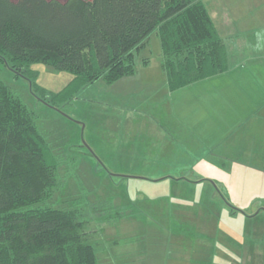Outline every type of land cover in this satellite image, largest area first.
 I'll return each instance as SVG.
<instances>
[{
  "label": "trees",
  "instance_id": "trees-1",
  "mask_svg": "<svg viewBox=\"0 0 264 264\" xmlns=\"http://www.w3.org/2000/svg\"><path fill=\"white\" fill-rule=\"evenodd\" d=\"M154 29L169 90L227 69L226 45L203 0H0V60L58 106L98 79L134 74L136 52ZM36 63L71 77L48 90L35 80ZM39 118L0 79V264H100L89 226L114 222L122 209L82 196L56 201L77 156L54 142Z\"/></svg>",
  "mask_w": 264,
  "mask_h": 264
},
{
  "label": "rangeland",
  "instance_id": "rangeland-1",
  "mask_svg": "<svg viewBox=\"0 0 264 264\" xmlns=\"http://www.w3.org/2000/svg\"><path fill=\"white\" fill-rule=\"evenodd\" d=\"M208 6H214L217 21L228 20L226 32L249 29L250 34L226 37L227 44L234 46L253 32L255 39H264V0H211ZM161 55L154 29L136 52V67L148 60L149 68L163 72ZM33 69L36 82L51 91L71 77L44 63ZM0 79L40 115V126L53 141L77 156V167L54 195L56 201L82 196L87 203L110 200L122 209L114 222L98 219L89 226L88 239L101 246L100 264H264L263 167L241 170L230 164L207 166L202 160L187 166L139 165V124L129 133L126 123L144 101L132 87L134 77L111 83L98 79L58 106L42 100L27 78L2 60ZM145 141L151 145L150 138ZM181 152L187 158L188 150L180 148L168 157L176 160Z\"/></svg>",
  "mask_w": 264,
  "mask_h": 264
},
{
  "label": "crops",
  "instance_id": "crops-1",
  "mask_svg": "<svg viewBox=\"0 0 264 264\" xmlns=\"http://www.w3.org/2000/svg\"><path fill=\"white\" fill-rule=\"evenodd\" d=\"M210 1L203 0L227 48L226 70L175 90L168 89L164 71L149 68L148 60L129 75L144 99L140 112L126 118L129 133L133 124H139L135 134L142 148L139 165L187 166L202 160L207 166L264 168V39H255L253 32L234 46L227 44L226 37L250 31L226 32L228 20L217 21ZM179 148L188 150L187 158L181 152L182 157L170 159V150Z\"/></svg>",
  "mask_w": 264,
  "mask_h": 264
}]
</instances>
